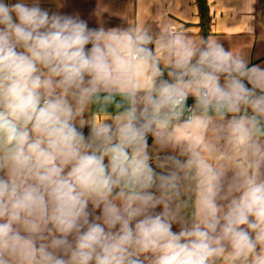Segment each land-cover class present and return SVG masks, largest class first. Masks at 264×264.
Wrapping results in <instances>:
<instances>
[{"label": "clouds", "instance_id": "9594fccd", "mask_svg": "<svg viewBox=\"0 0 264 264\" xmlns=\"http://www.w3.org/2000/svg\"><path fill=\"white\" fill-rule=\"evenodd\" d=\"M152 44L141 29L0 0V264H264V68L211 36ZM102 94L122 96V110L89 124ZM190 95L199 115L186 127L215 131L225 125L208 113L231 114L244 142L226 186L194 146L187 159L168 151L163 129ZM193 171L189 218L175 201Z\"/></svg>", "mask_w": 264, "mask_h": 264}, {"label": "crops", "instance_id": "0c3cea01", "mask_svg": "<svg viewBox=\"0 0 264 264\" xmlns=\"http://www.w3.org/2000/svg\"><path fill=\"white\" fill-rule=\"evenodd\" d=\"M6 2L12 4L17 0ZM27 2L31 4L32 0ZM39 3L50 13L79 17L87 21L90 28L144 30L153 38L154 50L163 37L176 32H183L194 40L211 36L218 39L226 50L244 55L249 66L264 68V0H39ZM160 68L163 73L167 69L163 59ZM150 83L144 71H139L136 85L143 88ZM193 99L190 95L186 103ZM124 103L120 95L105 101L102 94L99 100L88 106L83 118L89 124L94 120L107 119L122 110L117 105ZM208 115L213 124L225 127L199 131L195 127H186L185 120L170 119L163 129L171 138L168 151L187 159L194 146V150H198L209 164L223 171L221 179L226 186L234 175V166L245 159L244 142L231 138L226 128L231 114L223 119L211 112ZM254 138L264 146V124L260 125ZM160 154L159 147L154 146V162ZM260 172L264 175V164ZM181 185L175 204L182 215L190 218L196 211L200 182L193 171L182 179ZM173 230H178V227L174 225Z\"/></svg>", "mask_w": 264, "mask_h": 264}, {"label": "built area", "instance_id": "2783aa9c", "mask_svg": "<svg viewBox=\"0 0 264 264\" xmlns=\"http://www.w3.org/2000/svg\"><path fill=\"white\" fill-rule=\"evenodd\" d=\"M193 106V103H185V107L183 112L181 113V115L178 118H173L175 120H185L188 121L191 117L195 116V115H199V113L193 111V112H189L188 108Z\"/></svg>", "mask_w": 264, "mask_h": 264}, {"label": "trees", "instance_id": "16d2710c", "mask_svg": "<svg viewBox=\"0 0 264 264\" xmlns=\"http://www.w3.org/2000/svg\"><path fill=\"white\" fill-rule=\"evenodd\" d=\"M167 71H168V69H166L165 72H164V78H168L167 77ZM192 103L194 104V99L192 100ZM88 131H89V128L85 127L84 128V132H85L86 135H87ZM150 141H151V138H150Z\"/></svg>", "mask_w": 264, "mask_h": 264}]
</instances>
